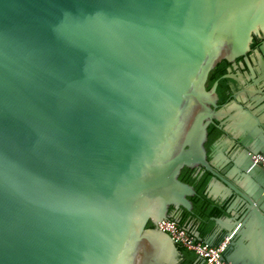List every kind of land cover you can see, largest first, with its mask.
<instances>
[{"label":"water","instance_id":"95a60500","mask_svg":"<svg viewBox=\"0 0 264 264\" xmlns=\"http://www.w3.org/2000/svg\"><path fill=\"white\" fill-rule=\"evenodd\" d=\"M256 34L264 0H0V264H179L168 218L264 264ZM242 55L219 106L209 74ZM184 168L221 215L202 219Z\"/></svg>","mask_w":264,"mask_h":264},{"label":"flooded vegetation","instance_id":"af4514ba","mask_svg":"<svg viewBox=\"0 0 264 264\" xmlns=\"http://www.w3.org/2000/svg\"><path fill=\"white\" fill-rule=\"evenodd\" d=\"M264 40V35H259V34H256L253 38V42L251 43V48L250 50L247 52V56H250V57H253L255 55V51L256 49L259 47V45L263 42ZM246 55H242V56H239L237 57L234 62H230L226 59H223L221 62L218 63V65L210 72L209 74V77L207 79V82H206V88L209 90L212 88V86L214 85V83L219 80V85H218V88H217V91L219 93V99L217 101V103L219 104V106L223 105V103L225 101H223V95H222V85H223V79H222V76L227 74L229 72V69L230 67H232L233 63L236 64V69L235 71L237 72L238 76L245 80L248 84V77L250 76L251 72L247 69V68H243V62H244V59L246 57ZM226 68V71L223 72V69ZM220 108H215L216 111H218ZM216 124H218V122L213 118V120H211V122L209 123V126H208V138H207V141L205 143L206 147H208L213 141H215L222 133L221 131H219V129L216 127ZM216 132H218V135L215 136ZM257 155H261L263 158H264V155L262 154H257ZM255 155L253 157L254 161L256 163L258 162H261L263 165H264V162L263 160H261V158H259L258 160L255 159V157L257 156ZM185 169V168H184ZM184 169L182 170L180 176H183L184 175V179L180 178L182 181L186 182V183H189V184H192L190 183L189 181H187L185 179L186 177V174L189 173L191 179H194L196 183H199L197 182L196 180V173L198 171L197 168H188L185 172H184ZM179 176V177H180ZM194 185L195 187V184H192ZM212 204V203H211ZM202 219L204 221H207L205 220L203 217ZM204 223V222H203ZM203 225V224H202ZM202 259V258H201ZM201 259H198V256L193 260L192 264H199L201 262ZM204 260V259H203Z\"/></svg>","mask_w":264,"mask_h":264},{"label":"built area","instance_id":"2783aa9c","mask_svg":"<svg viewBox=\"0 0 264 264\" xmlns=\"http://www.w3.org/2000/svg\"><path fill=\"white\" fill-rule=\"evenodd\" d=\"M264 158L261 155L255 157L256 160ZM158 227L172 236L178 245L195 253L196 256L204 259L206 264H232L223 258V254L229 245V237H225L217 245H209L197 240L185 227L174 219L168 218L158 222Z\"/></svg>","mask_w":264,"mask_h":264},{"label":"trees","instance_id":"16d2710c","mask_svg":"<svg viewBox=\"0 0 264 264\" xmlns=\"http://www.w3.org/2000/svg\"><path fill=\"white\" fill-rule=\"evenodd\" d=\"M226 71V68L223 69V72ZM223 85H222V95H223V101H226L228 98V95L226 94L227 92V85H226V80L223 79ZM218 135V132H216L215 136ZM188 168L184 169V172L187 170ZM180 178L184 179V175L180 176ZM185 179L187 181H189L192 184H195V188L197 190V194H195L194 196L191 197V199L194 201L196 207H197V212L201 215V217H203L205 220H209L211 216L213 215H221L223 213L222 209H220L217 206H212L210 205V201L205 199L203 196V191L204 188L206 186L207 180H208V176H205L201 181H199V183H196L194 179H191L189 173L186 174ZM190 213H186L185 218H187V216H189ZM185 220V219H184ZM183 222L180 224L182 225L184 223ZM212 222L206 226L205 223H203V225H201V231L202 234L205 235L208 232H210V230L212 229ZM148 226H151V224H149ZM181 252H182V260L180 261L179 264H192L193 260L197 257L195 255L194 252L186 249L185 247L179 245Z\"/></svg>","mask_w":264,"mask_h":264}]
</instances>
